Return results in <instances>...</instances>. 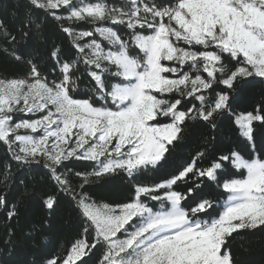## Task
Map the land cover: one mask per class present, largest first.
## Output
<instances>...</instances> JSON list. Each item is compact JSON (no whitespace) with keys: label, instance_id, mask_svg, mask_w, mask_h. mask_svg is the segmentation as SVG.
<instances>
[{"label":"snow or ice","instance_id":"1","mask_svg":"<svg viewBox=\"0 0 264 264\" xmlns=\"http://www.w3.org/2000/svg\"><path fill=\"white\" fill-rule=\"evenodd\" d=\"M40 15L59 42L25 53ZM0 53L21 69L0 76V186L13 165L43 170V207L66 196L80 221L41 264H236L230 240L264 231V93L240 103L243 85L264 84V0H27L22 27L0 20ZM189 127L212 134L146 182ZM115 176L129 182L125 202L85 192ZM0 209L19 214L6 194Z\"/></svg>","mask_w":264,"mask_h":264},{"label":"trees","instance_id":"2","mask_svg":"<svg viewBox=\"0 0 264 264\" xmlns=\"http://www.w3.org/2000/svg\"><path fill=\"white\" fill-rule=\"evenodd\" d=\"M26 10L27 0H0V20L14 32L22 27ZM37 23L41 25L40 28H33L27 41H21L20 48L25 53L45 55L52 41L59 42V37L55 23L50 18L45 20L40 15ZM19 71L21 69L14 62L0 53V76H12ZM261 93H264V84L258 81L243 85L240 101L242 107L250 109ZM211 134V130L203 127H189L184 133V142L177 145L164 167L158 173H146L145 181L151 182L167 175L175 164L183 163L195 153L203 136ZM230 138L217 136L218 141L222 139L224 145L228 144ZM6 162L5 149L0 145V164ZM83 165L84 162H75L69 163L68 167L83 171ZM12 170L14 177L7 187L0 186V194H6L10 204L18 203L19 214L9 221L6 212L0 209V264H41L45 257L62 250L77 236L80 221L72 202L66 196L60 197L53 212L43 207L42 198L45 193L52 191L51 182L43 170H18L15 165ZM69 179L74 186L78 183L72 175ZM85 192L98 202L118 204L125 202L129 194V182L121 176L105 178L86 186ZM34 226L40 229L39 234L33 232ZM9 229L11 237L8 235ZM230 246L236 264H264V231L236 236L230 240ZM95 261L96 255L88 264H95Z\"/></svg>","mask_w":264,"mask_h":264},{"label":"rangeland","instance_id":"3","mask_svg":"<svg viewBox=\"0 0 264 264\" xmlns=\"http://www.w3.org/2000/svg\"><path fill=\"white\" fill-rule=\"evenodd\" d=\"M18 118H20V117H18ZM24 118H27V117H24ZM23 131V130H22Z\"/></svg>","mask_w":264,"mask_h":264}]
</instances>
